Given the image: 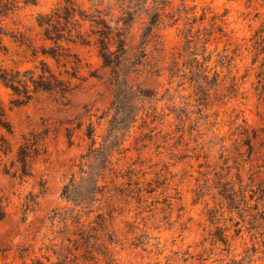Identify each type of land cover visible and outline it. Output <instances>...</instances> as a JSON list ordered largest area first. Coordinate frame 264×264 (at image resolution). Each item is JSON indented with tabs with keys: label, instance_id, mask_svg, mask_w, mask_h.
Here are the masks:
<instances>
[{
	"label": "rangeland",
	"instance_id": "1",
	"mask_svg": "<svg viewBox=\"0 0 264 264\" xmlns=\"http://www.w3.org/2000/svg\"><path fill=\"white\" fill-rule=\"evenodd\" d=\"M68 1L123 39L119 81L89 22L91 43L69 47L78 70L40 54L53 45L38 16L67 0H18L0 17L1 69L37 74L45 60L74 76L70 93L19 107L0 83L13 128H0V264H264V0ZM27 143L38 151L23 175Z\"/></svg>",
	"mask_w": 264,
	"mask_h": 264
},
{
	"label": "trees",
	"instance_id": "2",
	"mask_svg": "<svg viewBox=\"0 0 264 264\" xmlns=\"http://www.w3.org/2000/svg\"><path fill=\"white\" fill-rule=\"evenodd\" d=\"M13 2H18V0H0V17L7 16V7ZM37 2L38 0H24L25 4L30 5H36ZM38 17L37 25L42 30L43 40L48 41L53 45L51 47H40L41 52H39L43 57L52 59L59 67L62 66L66 68V66H70L72 69L76 68L78 70V67L80 66V60L77 55L70 52L69 47L70 45H89L91 43L89 36H86L85 33L82 32L83 23L89 22L91 23L92 27L91 33L92 35H95L97 39L96 44L99 47V56L103 61L104 67L109 68L116 77V81H119V72L121 71L120 52H123L124 50V41L121 36H116V38L115 36H110V33L107 32V30L110 28L104 20L101 18H89L86 12L80 10L76 4L68 0L65 6L53 10L50 14L39 15ZM157 22L158 14L154 15V18L150 24L153 26ZM71 25L73 26L72 28L70 27ZM124 25L127 26V21H124ZM255 37V46L260 48L261 53H264V28L258 31ZM11 38H13L15 42L20 43L22 46L29 48L35 53V55L38 54V52L33 47L30 38H26L23 35L21 40L16 38V36ZM114 40L117 46V51L112 52L110 50V43ZM37 69H39V72L36 74V72L30 70L21 73L18 70L14 71L0 68V83L12 92L13 96L15 97L12 103L15 107L27 104L32 99L33 95L41 91L48 93L60 92L62 95L71 92V79H73L74 76L70 75L68 80L56 77L55 73L45 60L40 62V68ZM129 89L130 87H128L126 84H123V82L117 84V114L123 113L124 104H129V99L131 98V93H128L130 92ZM261 90L263 93L264 80L262 81ZM0 128L10 135L13 134L12 125L8 120L7 113L1 103V100ZM1 142L6 144V139L3 135H0V143ZM0 145H2V143ZM37 145H34L33 149H31L28 148L27 143L20 145L18 148L16 160L20 165L23 175H28V169L31 160L33 159V154L38 151ZM3 154H6V151H4ZM232 195L227 194V198L234 201L236 196ZM5 216V210L0 204V221H2ZM83 245L84 253L86 255L92 256L94 253L99 254L97 251L93 250L96 244H91L90 241H88ZM99 246L101 245H98V247ZM101 255L103 256L106 254L104 252L101 253ZM33 264L43 263L37 260L33 262ZM234 264H250V262L244 263L243 261H237L234 262Z\"/></svg>",
	"mask_w": 264,
	"mask_h": 264
}]
</instances>
